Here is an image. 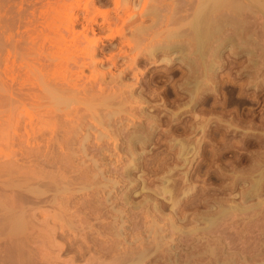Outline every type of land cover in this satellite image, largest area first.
Listing matches in <instances>:
<instances>
[{
	"label": "rangeland",
	"instance_id": "374dc122",
	"mask_svg": "<svg viewBox=\"0 0 264 264\" xmlns=\"http://www.w3.org/2000/svg\"><path fill=\"white\" fill-rule=\"evenodd\" d=\"M46 1L47 0H0V14H1L0 15V22H1L0 25L2 26V28L0 26V36H1L0 37V66H2L1 64H3V59H5L7 55H8V57H10V55L15 56L16 68L20 64L22 65L20 68H24V66H28L29 64H32V62L29 63V60H31V59L28 57L33 58L34 55L33 56L29 55V53L30 54L33 53V52H29V50L31 49L30 48L31 45H29V44L31 43L33 45L35 41L31 42L30 38H28V37H30V31L28 30L29 33H27L25 31L27 29H25L23 27V26H25L23 22L25 19H27L33 15L32 17L34 19L31 17V20H33L32 23H34L35 18L40 16L39 9L44 5L46 6V4H45ZM48 1H51V0H48ZM113 1H115V0H101V1L100 0H59V2L52 0L51 3L53 4V2H54V5H55V2H56V6L58 5L57 7L60 8L59 9L60 11L62 10V7H63L64 8L63 10L66 11V9H67L66 12H68V11L70 12L72 10H73V12L79 11L80 15H81V13L83 11V7H84L83 4L85 2V4L89 5L90 9H92L91 10V11H93L92 15H95L96 19H98V20H96V21H98L97 23L102 21V17L100 15L102 14V12L103 13L106 12V10H107V12L109 11L108 14H110L111 16H112V14L116 15L118 13L119 14L122 13L123 16L125 15V19H124L125 20L124 21L125 26H124V31H123V33H124L123 38L125 40H129V41L132 40V38H129V36L132 37V35L129 34L130 33L129 29L132 28L133 24H134V26H140V24H141L142 26L147 27L145 31L146 32H147V30H149V31L147 33L143 32L142 34L139 35V36L143 35L142 37H144V35H145V37H148L147 42L145 41L146 43H148V41H150L151 38L152 39H159L161 36L158 38L159 35H157V34L163 35L161 32V30L163 31L162 28H164L163 24H162L163 27H160L161 23L163 22L162 19H160V20L158 19L157 21H155V20H152V18L154 19V17L152 15H151L152 16L151 17L149 15V13H148L149 16H147V12L144 11L143 6H142L143 0H130L129 3H128L129 0L128 1L123 0V2L120 3V5L118 3H117V5H115L116 3L114 4ZM155 1L156 0H151V2H150L151 4H149V5L153 4L156 7H158V6L161 7L160 4L163 2L158 3L157 2L158 0H157L156 1L157 5H156L154 3ZM161 1H163V0H161ZM169 1H172V0H168L167 2H169ZM76 2L80 3V5L79 4L77 5ZM134 3H136V4H134ZM118 5H119V8H117ZM56 6H54V7H56ZM68 6L70 8H68ZM147 7H149V6H147ZM102 8H105V9H102ZM108 8H109V10H108ZM115 8H117V9H115ZM130 9H131V11H130ZM31 10H32L33 14L31 12ZM33 10H35V11H33ZM27 11H28V13H27ZM100 11H102V12H100ZM128 11L130 13H128ZM35 12H37L36 14H38V16L35 15L36 17L34 16ZM125 12H127V13H125ZM144 12H145V14H144ZM95 13L96 14L98 13L100 15H98V14L96 15ZM157 13H159L160 17H161V15L165 16V14L168 15L169 9L167 7L162 8V9L158 10ZM23 17H26V18L23 19ZM29 20H30V18L26 20L27 23L31 22V21L29 22ZM128 20L131 23L128 22ZM63 21H66L65 18ZM37 22L35 21V24ZM27 23H25V24L28 25ZM19 24H21V25L23 24V26L19 27L20 26ZM120 24H121V22L120 23L118 22V23H116V25L115 24L114 25L116 26V28H118L120 26ZM117 25H118V27H117ZM115 26H113V28ZM149 26H152V27L148 28ZM25 27H27V26H25ZM32 27H34V26H32ZM32 27H30V30L32 29ZM20 28H23V29H20ZM113 28L112 29L106 28L105 31L103 29L101 32L104 31L103 32L104 34L103 33L101 34V32H100V33L96 34L95 37L91 36L90 38L93 39V38H97V36H100V41H99L100 47H101V45L104 44L107 46V48H109V47L111 48V46L113 45L114 48L116 47L115 50L113 49V52L115 53V52H117V45L119 44V41L123 40V38L120 39L119 38L120 36L116 35V33H115L114 29H116V28H114V29ZM76 30H78V31L81 30V22L75 24V31ZM154 30H155L154 35H156V36H154L153 32H152ZM32 31H31V33H32ZM109 31L111 33H109ZM149 32L150 33L152 32L151 35H149L150 34ZM146 34H148V35H146ZM25 35H27L28 37ZM35 35H36V32H35ZM16 37H19V38H16ZM36 38H38V40ZM36 38L34 40H37L36 42L38 43L39 46H41L42 43L44 42L43 41L41 43V41H42L41 39H43L44 37L42 38L40 36V37H36ZM137 38H139V37H135L136 40H137ZM23 40L24 41L26 40L25 43ZM29 40H30V42H28ZM43 40H45V39H43ZM142 40L144 42V38ZM137 41L139 42L140 40H137ZM131 42L133 44V40ZM145 42H144V44H146ZM38 45L36 44V46H34V47H36V50L33 46H32L31 50L37 51ZM137 45H139V44H137ZM183 45H185V44L182 43V45L178 44L177 46L173 45L174 47H172V48H174V49L171 48V50L168 49L167 51H165V52L163 51L160 53L156 52V56H155L156 59L153 57L155 59L154 62H152L153 59H152V57H150L148 59V61L150 63L147 61L146 62L144 61L141 63L140 62L137 63V65L132 64V67H134L133 70L134 71L136 70L134 72V74L135 75L138 74L136 79L138 78L139 82H138V80L136 81V79H134L135 78L134 76H132V77L127 76L128 78L122 77L120 79L121 81H123V83H126V85L130 84L128 87H129V89H133L132 92L134 94L133 95L134 100H135V98H137L138 100H142L140 103V101L138 102V100L136 99L135 101H137V102H133L134 104H131L132 107H128V109H126V110L124 109V111H122L120 113V115L124 116L126 112L130 111L128 114L126 113V115L130 116V118L132 117V119L134 117V119H136V120L140 116L139 119L141 120V122H143L141 124H140V122L136 123V120L133 121L132 119H128L129 122H128V120H126L128 125H130V126H131L130 120H132L133 123H136L137 125L139 124V126H138L139 129L137 128V126H135L136 124L134 126L132 124L130 130H129L130 127L129 128L125 127L126 130H125V128H123V133L126 132V134H128L130 136L131 132H128V131H133L135 128V132L137 131L136 129H138L137 132L139 135V132H141L140 128L141 127L143 128V125H144V129H143L145 131V132H143L144 134L141 132L140 135L138 136L137 132H136V135H135L139 139V140L135 141V144L137 145V142H138V145H137L138 148L142 146V150L140 148H139L140 150L137 148L136 152L138 151L139 153L140 152H142V153L139 154L137 152V154H134L135 157L133 156L132 158H136L135 160H133L131 158V156L127 157L126 156L127 153L125 154V151L128 148V142L125 141L124 139H122V137L125 134L123 136H121L122 133L121 134L118 133L121 137L119 135H117V137L116 136L113 137L112 133H114L116 131L113 132L112 130H109V131H112V133L109 134V136L110 137L112 136V137L110 138L108 136V140H107L109 147H110L111 143H114V144H111L112 148L116 145L114 147L115 150L113 149L110 151L111 148L108 149L109 150L108 153L111 152L110 153L111 155L109 154V156H108L107 155L108 153L105 154L106 156L104 154L103 155L99 154V155L106 157V158H104L101 156L102 159L103 158L105 159L103 161L101 159H99L98 157H96L97 153H95V152L94 153L90 152L91 155L90 154L86 155L87 157H88V155L94 157L93 159H92V157L91 158L89 157V159L86 160V162L87 161L89 162L91 159V162H89V164H91L95 158H96L95 160H97V158H98L99 161L97 160V162H95V163H97V164L99 163V164L97 166H95V168L97 167L100 170V172H102L101 170L104 169L103 170L104 174H101V175H103L104 179L98 178L99 182H100V180L104 181V182L102 181V183H101L102 185H104L103 191H105V192L102 191L103 193L101 192L102 195L101 194H95L97 192V191H95L96 190L95 187L91 188V187L85 186L84 184L81 185V183H82L81 181H83V183H84L85 179L82 180L80 178L79 183H77L78 180L76 178H74L73 181L75 179L77 181L75 180L76 182L75 181L73 182L71 180L72 177H70L71 175L73 176V174H71L69 172V171H73L72 170L73 168L69 171H65L68 174L67 179L70 178L68 180L69 182L66 181L67 180L66 176L64 177L65 181L62 179L64 182L63 181H62L63 183L60 182L61 180L59 177H57L58 176L57 172L55 174L52 167L49 168L48 165L43 166V164H41V165L39 164L45 158L43 156H42L43 159L40 158V154L42 152L41 153H33V154H35V156L32 155L31 153H28L30 157H28V155L25 153L21 154V152H20L18 154V152H19L18 149H20L25 142L22 138H21L22 142H20L21 140L19 139V137L16 138L17 136H15V133H13L14 132L13 123L15 120L17 121V118H15V116L13 114H15V115L20 114V112H18L17 109H19V108L22 109L23 106L19 107V106H17V103H12L13 105L10 104V106H8L9 105L8 104V99H9L8 91L5 87L0 86L2 88H5V89L0 88V90L2 89L1 90L2 92L0 91V94L2 93L0 95V101L1 100L4 101V103L0 102L1 103L0 104V163L3 162V163H1L2 165L0 164V168H1L0 170L6 169L9 171V172L8 171L6 172L7 174L2 173V172H5L6 170L0 171V172L3 175H5V177H8V176L10 177V179L4 178L0 173V204H1L0 205V213H1L0 214V226H2V229L0 227V231H1L0 232V264H131V263L132 264H223V262H224V264H264V69H263L264 67H262V69H261L259 64H261L262 62L260 61L261 63H259V61H258L257 63H259V64L256 66L257 68L253 67L254 69H252V67L249 66V64H251L250 61H252V59H250V56H248V54H245V53L241 54L240 53L238 55L233 54V56H232L231 52H229V50L224 48L223 49L224 52L222 51L223 56H224V57H222L223 63L222 62H221V64L219 63L220 66H218L220 69L216 68L215 71L213 72V73H215V75L212 74L213 76H210L211 78L204 77V83L206 80H208V81H206V82H208L207 83L208 86H207V84H205L203 86L205 89L202 87V89H199L200 91L197 90L199 93L197 92L198 95L197 94H195V95L198 98H196L194 96L192 99L191 97H189L190 93L188 92V90H191V89L194 90L193 89L194 87L192 85H189V88H188V85L185 83V82H189L188 80H190L192 74L190 73L191 75L188 76L189 75V71H188L189 68L187 65L188 62H186L188 59H186V57H185L187 50H185L186 48H183L184 47ZM19 46H20V48H19ZM141 46H143V47H141V49H143L144 45H141ZM180 46H182L183 50ZM16 47H18V49ZM175 47H178V49L179 48H181V49L178 50L177 48L175 49ZM38 49H39V47H38ZM21 51H23V53H25V52L26 53L29 52V53L23 55V53ZM7 53H9L10 55ZM142 53H144V52H141L140 54H142ZM19 54H21L20 56H22L23 58L20 57ZM26 55H28V56H26ZM100 55H102V56H100ZM100 55H98L96 58L97 59H103L104 63L98 64L97 69L99 71L103 70L106 72L107 71L106 68H108V62L105 61V58H106L105 55L108 56V54H100ZM142 56H144V55L142 54ZM103 57H105V58H103ZM126 57H124V59H120L119 62H121L122 60H124L123 62H125L126 60L131 59L130 56L129 57L126 56ZM27 59H29V60L27 61ZM31 61H33V60H31ZM26 63H28V65ZM34 65H36V63ZM139 66H141V67H139ZM31 67H33V64L31 65ZM37 67H38V65H37ZM242 67H244V68H242ZM245 67H247V68H245ZM18 68H19V66H18ZM34 68H35V66L33 67V69ZM259 68L261 70H258ZM91 69L86 68L85 74L88 75V73L91 71ZM28 70H32V69L28 68ZM253 70H257V72H255ZM34 71H35L34 75L36 77L37 75L35 73L37 71L36 70H34ZM112 71L115 72V70H113V69H112ZM117 71L118 70H116V72ZM21 72H24V71L22 70ZM136 72H138V73L136 74ZM30 73H31V71H30ZM32 73H33V71H32ZM184 73L186 74V76L184 75ZM29 75H31V74H29ZM34 75L32 74L31 77H33ZM39 75H41V73ZM183 77L186 80H184ZM107 78H109V77H107ZM0 79H1V77H0ZM36 79L39 80L38 76ZM37 80H36V82L39 84V81L41 82V80H39V81H37ZM130 80H131V82H130ZM33 81H35V79ZM136 82H138V83H136ZM123 85H124V87L123 86L122 87L125 88L126 87L125 84H123ZM185 86H186V88H188V90H186ZM149 91H150V93H149ZM151 93L154 95V97L151 95ZM140 94H142V95L140 96ZM188 94H189V96H188ZM2 96H4V97H2ZM187 97H188V99H187ZM4 98H6V100ZM153 98H155V99H153ZM190 98L192 100H189ZM147 99L149 101H147ZM144 101H145V103H143ZM150 101H152V102H150ZM14 105H16V107H19V108L15 107L16 113L14 112L15 108H13L14 110L12 109V106L14 107ZM127 105L130 106L129 102L127 103ZM125 106H126V103H125ZM5 108H7V109L5 110ZM25 108H29V106L25 107ZM29 109H31V108H29ZM129 109H131L132 111L134 110L133 112L136 115ZM142 110H143L144 114L139 113L140 111L142 113ZM5 111H6V113H5ZM19 111H22L25 113V111H23V110H19ZM33 111H34V109H33ZM33 111H30V112H33ZM11 112H13V113L11 114ZM9 113L11 115H9ZM138 113L140 115H137ZM6 114L9 115L8 116L9 118L6 117L7 116ZM151 115H153L154 117ZM10 116L12 117L11 119H10ZM18 116L19 115H16V117H18ZM20 116H19V118L21 119ZM24 117H23L24 119L22 118L23 122H21V120L18 118V120L20 121V125L17 124V122L15 121V123L18 125V127L19 126L21 127V126H23V124H25V119H27V118H26V116H24ZM88 119L86 118V121H88ZM6 120L8 121V123ZM90 121L93 122V120H90ZM9 122H10V124H9ZM111 126L112 125L108 126V128ZM114 127H117V126H114ZM114 127H111L109 129H112ZM21 128H23V127H21ZM106 128L103 131H106ZM149 128H151L150 130H152V131L149 132L147 130ZM127 129H128V131H127ZM19 130H21V129H19ZM19 132L20 131H18V133ZM44 133H46V132H44ZM12 134H14V135H12ZM133 134H135V133H133ZM141 134H143V135L141 136ZM9 135H10V137L15 136L16 141L14 140V138H12V137L10 138ZM5 137H6V139H5ZM124 137L127 140L126 136H124ZM140 137L141 138L143 137L142 139H144V140L141 141L142 139ZM146 137L148 139H146ZM106 139L107 138H105L104 140H106ZM123 140H124V142H123ZM11 141H13V142H11ZM42 141H44V139L41 140L40 144H42ZM91 141H93L92 138H91ZM14 142H16L15 143L16 145L14 144ZM104 142H106V141H104ZM143 142H145V143H143ZM120 143H122V144H120ZM126 143H127V145H126ZM20 145H22V146L20 147ZM139 145H141V146H139ZM181 145L186 146V147L184 146L185 148L183 147V150H184V151H182L183 154L181 152V150H182ZM25 146L26 145L24 144V146L22 148H24ZM10 150L14 153V155H12L13 153ZM9 152L11 153V156L12 157L14 156L15 158L10 157ZM2 154H4V155H2ZM7 154H9V157ZM20 154H21V156H20ZM56 154H58V153H55V155ZM5 155H6V157H5ZM31 155L34 157H32ZM55 155H53V156H55ZM17 156L20 158V160ZM25 156H27L28 158ZM86 156H85V159H87ZM35 158L39 159V160L42 159V160L39 162V160H36ZM120 158H122V159H120ZM2 159L3 160L5 159L4 160L5 163H6V161H7V163L9 162L10 165L12 166V168L10 167L9 164H8V166H7V164L5 165V163ZM6 159H8V160H6ZM9 159L10 160L15 159V160L10 161ZM32 159H35L38 162L36 164H34ZM128 159L129 160L132 159L133 161H135L136 164L134 167L128 166V163H130ZM104 161L107 164H104ZM110 161L113 165L110 163ZM127 161H128V163H127ZM133 161L131 164L134 163ZM12 162H14V163L16 162L18 165V168L16 166V163L14 165V164H12ZM76 162H79V160ZM88 162H87V164H88ZM30 163H31V165H29ZM95 163L93 162L94 165H95ZM101 163H103V164H101ZM33 164H34V166L35 165H38V166L34 167V166H32ZM163 164H164V166H163ZM20 165H21V168H20ZM23 165L26 166V167H24V169L27 168L30 170H27V169L22 170ZM94 165L91 167H94ZM103 165H105V166H103ZM15 166L17 169L15 168ZM42 166H43V168H42ZM47 166H48V168H47ZM106 166H107V168H106ZM114 166H116V167H114ZM119 166L120 167L122 166V169H123V166H125V167L128 166V168L129 167L131 168L129 175L127 176V179H124V178L122 179V175L119 174V173H121V171H119L118 175H121L122 180H120V178H119L120 176H117V174H115V173H117L115 170H117V168H119ZM178 166H180V167H178ZM33 167L36 170L35 169L32 170ZM38 167H40V168H38ZM44 167H45V169H44ZM76 167H78V166H76ZM79 167L82 169L81 166H79ZM79 167L77 168L78 170H80ZM13 168H15L16 170L15 169L13 170ZM108 168H109V170H108ZM11 169L14 171L13 172L14 174H16V172H17L16 176L12 172H10V171H12ZM18 169H20V170L18 171ZM74 169H75V167H74ZM105 169L108 171L105 172ZM48 170H51L54 173V176L57 175L55 179L59 178L57 181L58 183H62V185H63L64 183L67 182L69 184L70 187L68 186V188H66L67 190H70V188L72 187L74 189L78 188L79 190H82V191H79L78 189H75L76 191L73 189L74 190L73 191L71 189L73 192L72 193L73 195L71 196V194H69L71 192L66 191L64 189L65 185L67 183L63 186L60 184L59 185L56 184V186L58 188H60L59 186H61L60 189H63L62 191H63L64 195L62 194L61 190L59 191V189L54 187L55 186L54 184L52 187H54V190L56 189L57 192L50 191L53 189L52 187H50L52 189L48 190L49 186H51L52 183L51 184L46 183V180L49 181V179L44 177V176H48V177L52 176L54 178L53 173L51 171H49L50 173H48ZM99 170H97V171H99ZM120 170H121V168H120ZM20 171H25V172H20ZM75 171H76V169L72 173H74ZM97 171H95V173ZM18 172H20V173H18ZM30 172H31V174H36V176H37V174L39 176H41L40 179H39V176H37V178L39 179L40 182H41L42 178L44 177L45 180L44 179L43 180L45 181V184L43 183L44 181L42 183H40L39 181H36V182H38V184L35 183L34 181L33 182L35 184L32 183L31 182L32 180H30L28 182L30 177H29V179H27L28 177L27 178H25V177L27 175L30 176L29 175ZM77 172H79V171H76V173ZM10 173L14 177H12V175ZM51 173H52V175H51ZM67 174H65V175H67ZM69 174H71V175L69 176ZM75 174H74V176H75ZM106 174H107V176H106ZM21 175H24V177ZM61 175H62V172H61L60 176ZM88 175H90V174H88ZM91 175H92V173H91ZM101 175H98V177H100ZM157 175L160 176V178ZM165 175L169 178H166ZM63 176L64 175H62V177ZM15 178L18 181L14 180ZM111 178H114V180L113 179L111 180ZM25 179H27V180H25ZM31 179H33V178H31ZM4 181H6V182H4ZM14 181H16V183L18 185H16V183ZM19 181H22L23 183L20 184ZM70 181H72V182H70ZM86 182H87V179H86ZM131 182H133V183H131ZM256 182H257V184H254ZM73 183H75L77 185H75ZM111 183H113V184H111ZM8 184H9V186H8ZM13 184L15 186H13ZM32 184H34L36 186H34ZM41 184H43L44 186H46L48 184L47 185L48 189L45 190L46 187H44L43 185L41 186ZM168 184H169V186H168ZM175 184H176V186H175ZM20 185L22 187L19 188ZM24 185L25 186L27 185V187H24ZM73 185H75V187ZM79 185H81L80 187L84 186V188L83 189L79 188L78 187ZM105 185H107V186H105ZM159 185L160 186L162 185V186L160 187ZM255 185H256V187H255ZM165 186H166V188L172 187V188L168 189L172 193L167 192L169 194L168 195L165 191H163V193L162 192L161 193L164 194L163 195L164 197H161L162 194L159 192H160V190L162 191L163 190L162 188H165ZM10 187H12V188H10ZM105 187H107V188L105 189ZM9 188H10V190H9ZM25 188H26V190H25ZM249 188H251V189H249ZM102 189H103V187H102ZM155 189H157V190H155ZM23 190H24V192H23ZM93 190L95 192H91ZM19 192H20V194H19ZM66 192H67V194H66ZM154 192H156V193H154ZM183 192H186V193H183ZM248 192H249V195H248ZM27 193H29V194H27ZM53 193H54V195L61 193V195H56V199L58 200V202H56V200L52 198V196L55 198ZM93 193H94L95 198H97V199L92 197ZM125 193H126V196H128L127 197L128 201L125 200L126 202L123 199H121L122 198L121 195H124ZM144 193H147V194H144ZM17 194L19 195V197ZM251 194H252V196H251ZM38 195H39V197L37 198L36 196H38ZM78 195H80V196H78ZM146 195H147V197H146ZM156 195H158V196H156ZM25 196L28 199L30 197V199L27 200V198ZM59 196H60V198H59ZM81 196L83 199H81ZM16 197H18L19 200ZM68 197L70 200H66V199H68ZM100 197H102V198H100ZM151 197H152V199H151ZM170 197H172L173 199L171 200ZM34 198L36 201L34 200ZM89 198L92 200H90ZM103 198L106 199L107 201L104 200ZM115 198H117V199H115ZM143 198H145L146 200ZM148 198H149V200H148ZM52 199L55 200V202H54L55 204L52 203V205H51ZM99 199H100V201H99ZM16 200H18L19 202H16ZM46 200H48L49 202ZM60 200H62V201H60ZM138 200H140V201H138ZM173 200L174 201L177 200V201H175L176 204L173 203L174 202ZM43 201H44V203H43ZM92 201L96 205H98L99 207L94 205ZM120 201H121V203H120ZM149 201H151L152 203ZM1 202H3V203H1ZM4 202H5V204H4ZM36 202H37V204H36ZM101 202L103 203V205ZM185 202H186V204H185ZM62 203H65V204L63 205ZM27 204H28V206H27ZM33 204H34V206H33ZM35 204L39 206V209ZM85 204H87V205L89 204L88 205L89 207ZM135 204H137V206ZM238 204L240 207L238 206ZM5 205L7 206V208ZM60 205H61V207H60ZM8 206L11 207V209ZM22 206H24V207H22ZM172 206H173V210H172ZM12 207L13 208L15 207L16 209L15 208L13 209ZM18 207L19 208L21 207L20 208L21 210L17 209ZM81 207H82V209H81ZM104 207L106 209H104ZM113 207L117 210L113 209ZM181 207H182V209H181ZM236 207L241 208V209H237ZM245 207L246 208L249 207V208L246 210ZM259 207H260V209H259ZM55 208H57V209H55ZM95 208H97V209L99 208L98 209L99 211ZM95 210H96V212H95ZM122 210H123V212H122ZM220 210H222L223 212H221ZM229 210L230 211L234 210V211L229 214V212H230ZM241 210H243L244 212H242ZM93 211H94V213H92ZM147 211H149V212L147 213ZM171 211L173 214L170 213ZM20 212H23V213H20ZM44 212H46V213H44ZM112 212H113V214H112ZM13 213H15V214H13ZM39 213H40V215H39ZM199 213H200V215H199ZM6 214H7V216H6ZM248 214H249V216H248ZM9 215H11V217L16 219L15 222L20 219L19 217H21L20 220L23 222V224L21 225L20 229L15 228L16 224H15L13 218L11 219ZM22 215H24V216H22ZM116 215H117V217H116ZM14 216H18L19 219L14 217ZM158 217H161L162 220H160V218H158ZM22 218H23V220H22ZM37 218H39V219H37ZM4 219L5 220L8 219V220L5 221ZM230 219H231V221H230ZM31 220H33V221H31ZM42 220H44V221H42ZM11 221H13V223ZM24 221H26V222H24ZM7 222H8V224H7ZM43 222H44V224H43ZM114 222H116V223H114ZM10 223H12L11 224L12 227L10 229H8L9 228L8 225H10ZM173 223H174V225H172ZM112 224H114V225H112ZM152 224H153V226L154 225L155 226L151 227ZM219 224H220V226H219ZM251 224H252V226H251ZM5 225H7V226H5ZM35 225H37V226H35ZM43 225H45V226H43ZM62 225L63 226L65 225L64 226L65 228ZM116 225H117V227H116ZM71 226L73 229L71 228ZM156 226H158V227H156ZM171 226H173V228ZM175 226H177V228ZM179 226H180V228H179ZM155 227L160 229V232H158V230ZM203 227H204V229H203ZM46 228H47V230H46ZM107 228H109L108 231H106ZM120 228H121V230H120ZM145 228H147V229H145ZM11 229L13 230L12 231L13 234L9 233V232H11L10 231ZM31 229H32V231L33 230L34 231L32 232ZM178 229H180L179 232H178ZM188 229L191 230L189 233H188V231H189ZM7 230H9V232H7ZM18 230L22 231L21 234ZM40 230H42V231H40ZM44 230H46V231L44 232ZM49 231H51V232H49ZM135 231H137L138 233ZM172 231H174V232H172ZM31 233H33V234H31ZM127 234H129V235H127ZM135 235H137L136 238H135ZM156 235L158 237H156ZM15 236H17V238ZM152 236L154 237L155 241L153 240ZM145 237H147V238L145 239ZM27 240L29 242H27ZM102 243H104V246L102 245ZM136 243L138 244V246ZM150 244H152V245H150ZM12 247H13V249H12ZM142 247H144V248H142ZM31 248H33V249H31ZM109 248H111V249H109ZM102 250H104V251H102ZM129 250H131V252ZM113 251H115L117 255ZM132 253L133 254L135 253V254L133 255ZM140 253H141V255H140ZM22 256H23V258H22ZM91 256H93V257H91ZM128 257H129V259H128ZM89 259H91V260L89 261ZM224 259H225V261H224ZM129 260H130V262H129ZM254 261H256V262H254Z\"/></svg>",
	"mask_w": 264,
	"mask_h": 264
},
{
	"label": "bare ground",
	"instance_id": "6f19581e",
	"mask_svg": "<svg viewBox=\"0 0 264 264\" xmlns=\"http://www.w3.org/2000/svg\"><path fill=\"white\" fill-rule=\"evenodd\" d=\"M52 1V0H51ZM51 1H46L45 4L46 6H40L41 10L39 9V14L40 16H38V14H36L37 12L34 13V16L37 15L38 17L35 18L34 20V23H32L33 20H31V17L29 22L30 23H27V19L24 20V25L27 26H23V24H19L21 26H23L27 33H29L30 31V40L31 42H36L38 40V38L36 37H44L43 39H41V43L42 45L39 46L38 43L34 42V44L32 45L31 43L29 45L30 48L32 49V46H36V44L38 45L37 47V51H34V50H29V52H33V53H29L30 56H33L32 57H28L30 58L31 60L27 59V61L29 60V63L32 62L33 64V67L35 66V68L33 69V67H31L32 64H29L26 63L28 66H24V68L27 70H25L24 68H20L22 65H18L17 68H16V58L15 56L13 57L12 55H10V57H8V55L6 56L5 59H3V64H1L2 66H0V86L2 87H5L8 91V94H9V99H8V106L13 105L12 103H17V106L19 107H22L23 108H19V107H16V105H14V107L12 106V109L13 108H19L17 109L18 112H20V114H16V115H21V119L18 117H16L15 114H13L15 116V118H17V124L20 125V121L18 120V118L21 120V122H23V119L25 118L24 116H26L27 119H25V124H23V128H20L18 127V125L14 124V127H13V130L15 133V136H17L16 138L19 137V139L21 140L20 142H22V139L24 140V144L26 145L24 148H22L24 146L20 145V149H18V154L21 152L22 153H25L29 156L28 153H31L32 155L35 156V154L33 153H41L40 154V158L45 157L42 162H40L41 160L39 159H36V160H39V164H43L44 165H48L49 168L52 167L54 173L58 174L57 177L60 178V182H62L63 180L65 181L64 177L66 176V179L68 178V174L67 172L65 171H69L72 170L74 171L76 169V171H79L76 173V171L74 173H72L73 171H69L71 174H73V176L71 174H69L71 178V180L73 181L74 178H76L78 180L77 183H79V180L80 178L82 180L85 179V182L83 183V181H81V185H85L87 187H91V188H96L95 191H97L95 194H101V192L104 190V185H102V181L100 180L99 182V179H104L103 175L101 174H104L103 173V170H101L102 172H100V170L95 166H97L98 164L95 163L97 162V160L99 161V159H101L102 161L105 160L104 156H102L103 154L105 155L106 153H108V149L113 150L112 148V145L111 144H114V143H111L110 144V147H109V144L107 142L108 140V136L110 133H112V131H116L113 134V137H117V135L121 134V136H126L127 140L125 139V137L123 136L122 139H124L125 141L128 142V148L126 149L125 151V154L127 153V157L128 156H131V158L135 155L134 154H137L136 150L138 148V142H137V145L135 144V141L136 140H139L135 135H136V132L138 131V126L139 124L137 125L136 123L141 122V120L139 118L132 119V117L130 118V116L126 115V113L128 114L129 112H126L124 116L120 115V113L122 111H124V109H128V107H132L131 104H134L133 102H137L135 101L137 98H135L134 100V94L132 92L133 89H129V85L126 83H123V81H121L120 79L122 77H132L134 76L136 79V77L138 76V72H136L137 75L134 74V71L132 67V64H136L137 63H141V62H149L148 59L150 57H152L153 61L156 59L155 56H156V52H165L167 51L168 49L171 50L172 47H174L173 45H183L184 47L183 48H186L185 50H187L185 53V57L186 59H188L186 62L187 65H188V68H189V75L190 76L191 74V78L190 80H188L189 82H185L187 85H188V88H189V85H192L194 88V90H188V88H186V90H188V92L190 93V96L188 94L189 97H191L193 99V97L195 96L196 98H198L195 94L198 95V91L199 89H202V87L207 84L208 80L205 81L204 83V77H208V78H211L210 76H213L212 74L215 75V73H213L215 71L216 68H219L218 66L219 63L221 64V62L223 63V59L222 57L223 56V49L226 48L227 50H229V52H231L232 56L233 54H242V53H245V54H248V56H250V59H252V61H250L251 64H249L250 67H252V69H254L259 63V66L260 68L262 69V67H264V0H172V1H169L167 2L168 0H163V1H157L158 3L160 2H163L161 3V7H156L155 5H149L151 4V0H143V9L145 12H147V16H153L154 19L152 18V20H155L157 21L158 19H162V23H161V26L160 27H163V31L161 30L162 34H157L159 35L158 38L159 39H152L151 37V40L147 42V38L148 37H142V36H139L140 34H142L143 32L147 33L149 30H147V32L145 31L147 27H144L140 24V26H134V24L132 25V28L129 29L130 31V35H132V37L129 36V38H132L133 40V44H132V40H125L123 37H124V26H125V15L123 16V14H112V16L109 13V11L107 12H102V14H98L102 17V21H100L99 23H97L98 19H96L95 15H92L93 14V11H91L92 9H90V6L85 4L84 2V7H83V11L80 15V12L79 11H66L63 10L64 8L62 7V10L60 11L59 7L56 6V2H59V0H55V5H54V2L53 4L51 3ZM54 1V0H53ZM101 1V0H100ZM116 1V2H115ZM113 1L115 5H117V3L120 5L121 2H123V0H115ZM120 1V2H119ZM125 1H128V0H125ZM156 1L154 2L156 4ZM130 2V0L128 1V3ZM77 3V2H76ZM125 3V2H124ZM127 3V2H126ZM153 3V2H152ZM43 4V3H42ZM80 5V3H77V5ZM89 4V3H88ZM123 4V3H122ZM136 4V3H134ZM38 5V4H37ZM119 5L117 8H119ZM138 5V4H137ZM157 5V4H156ZM56 6V7H54ZM70 6V5H69ZM68 6V8H70ZM89 6V7H88ZM133 6V5H132ZM149 6V7H147ZM39 7V6H38ZM79 7V6H78ZM136 7V6H135ZM168 8L169 9V13L168 15L165 14V16L161 15V17L159 16V13L158 10L162 9V8ZM43 8V9H42ZM57 8V9H56ZM115 8V9H117ZM36 9V8H35ZM38 9V8H37ZM45 9V10H44ZM102 9H105V8H102ZM114 9V10H115ZM135 9V8H134ZM133 9V10H134ZM147 9V10H146ZM98 10V9H97ZM109 10V8H108ZM166 10V9H165ZM164 10V11H165ZM35 11V10H33ZM95 11V10H94ZM131 11V9H130ZM32 12V10H31ZM41 12V13H40ZM97 12V11H96ZM144 12V14H145ZM168 12V11H167ZM2 13V12H1ZM19 13V12H18ZM21 13V12H20ZM28 13V11H27ZM127 13V12H125ZM128 13H130L128 11ZM149 13V15H148ZM24 14V13H23ZM33 14V12H32ZM96 14V13H95ZM96 14V15H97ZM143 14V13H142ZM157 14V15H156ZM1 15V14H0ZM25 15V14H24ZM128 16V15H127ZM151 16V17H152ZM19 17V16H18ZM21 17V16H20ZM11 18V17H10ZM26 18V17H23V19ZM33 18V17H32ZM39 18V19H38ZM65 18L66 21H63ZM2 19V18H1ZM20 19V18H19ZM34 19V18H33ZM38 19V20H37ZM13 20V19H12ZM19 21V20H18ZM17 21V22H18ZM26 21V22H25ZM35 21L37 22L35 24ZM120 24V26L116 28V23L118 22ZM3 22V21H2ZM22 22V21H21ZM20 22V23H21ZM81 22V30H76L75 31V24L77 23H80ZM128 22H130L128 20ZM1 23V22H0ZM25 23H27L28 25H26ZM131 23V22H130ZM155 23V22H154ZM8 24V23H7ZM31 24V25H30ZM33 24V25H32ZM36 26H35V25ZM115 24V25H114ZM153 24V23H152ZM157 24V23H156ZM163 24V26H162ZM18 25V24H17ZM16 25V26H17ZM115 26L114 29L113 26ZM131 25V24H130ZM154 25V24H153ZM152 25V26H153ZM160 25V24H159ZM1 26V25H0ZM34 26V27H32ZM148 26V25H147ZM152 26H149L148 28L152 27ZM155 26V25H154ZM18 27V26H17ZM16 27V28H17ZM30 27H32V29L30 30ZM159 27V26H158ZM2 28V26H1ZM106 28H113L115 30V33L116 35L120 36L119 38L123 40H120L119 41V46L117 45V52H113V49L115 50V48L113 47V45L111 46V48H107L106 45H101L100 47V36H97V38H90L91 36H94L98 33H100L103 29L105 31ZM20 29H23V28H20ZM110 29V30H111ZM128 29V28H127ZM2 30V29H1ZM6 30V29H5ZM8 30V29H7ZM29 30V31H28ZM33 30V31H32ZM15 31V30H14ZM32 31V33H31ZM103 31V32H104ZM113 31V30H112ZM24 32V31H23ZM22 32V33H23ZM25 32V33H26ZM34 32V33H33ZM35 32H36V35H35ZM101 32V34L103 33ZM153 32V35H154V31ZM151 32V33H152ZM157 32V31H156ZM19 33V32H18ZM109 33H111L109 31ZM144 33V34H145ZM150 33V32H149ZM151 33L149 35H151ZM34 36H33V35ZM104 34V33H103ZM114 34V33H113ZM29 35V34H28ZM148 35V34H146ZM33 36V37H32ZM134 36V37H133ZM156 36V35H154ZM1 37V36H0ZM32 37V38H31ZM37 40H34L35 38ZM102 37V36H101ZM105 37V36H104ZM127 37V36H126ZM135 37H141L142 39L144 38V42L146 44H144L143 40L140 38H137V40H140L139 42L135 39ZM5 38V37H4ZM9 38V37H8ZM16 38H19V37H16ZM23 38V37H22ZM134 38V39H133ZM149 38V39H150ZM7 39V38H6ZM40 39V38H39ZM30 40L28 42H30ZM102 40V39H101ZM7 41V40H6ZM19 41V40H18ZM24 41V40H23ZM26 41V40H25ZM24 41V43H25ZM17 42V41H16ZM102 42V41H101ZM141 42V43H140ZM18 43V42H17ZM23 44V43H22ZM139 44V45H137ZM144 45V48L141 49V45ZM21 45V44H20ZM27 45V44H26ZM28 45V46H29ZM139 46V47H138ZM179 47V46H178ZM178 47H175V49ZM182 48V46H180ZM18 49V47H16ZM20 48V46H19ZM35 50H36V47H34ZM33 48V49H34ZM181 48H179L178 50H180ZM182 48V50H183ZM174 49V48H172ZM28 50V49H27ZM181 50V51H182ZM18 51V50H17ZM223 51V52H222ZM23 53V51H21ZM141 52H144L142 53L144 56H142V54H140ZM180 52V51H179ZM19 53V52H18ZM28 53H23L24 54H28ZM13 54V53H12ZM100 54H108V56L105 55V61L108 62V68L107 71H99L97 69V65L100 64V63H104V60L103 59H97L96 57ZM178 54V53H177ZM21 54H19L20 56ZM141 55V56H140ZM164 55V54H163ZM184 55V54H183ZM28 56V55H26ZM102 56V55H100ZM104 56V55H103ZM126 56H130V60H126L125 62H123L124 60H122L121 62L120 59H124V57ZM231 56V55H230ZM247 56V55H246ZM22 57V56H20ZM155 59H154V58ZM23 58V57H22ZM127 58V57H126ZM162 58V57H161ZM151 59V60H152ZM158 59V58H157ZM163 59V58H162ZM170 59V58H169ZM168 59V60H169ZM260 59V60H259ZM5 60V61H4ZM103 60V61H102ZM165 60V59H164ZM222 60V61H221ZM228 60V59H227ZM234 60V59H233ZM241 60V59H240ZM26 61V62H27ZM235 61V60H234ZM259 61V63H257ZM261 61V62H260ZM36 65H34L35 63ZM170 62V61H169ZM182 62V61H181ZM233 62V61H232ZM243 62V61H242ZM241 62V63H242ZM150 63V62H149ZM249 63V62H248ZM25 64V65H26ZM234 64V63H233ZM38 65V67H37ZM151 65V64H150ZM236 65V64H235ZM225 66V65H224ZM239 66V65H238ZM237 66V67H238ZM37 67V68H36ZM141 67V66H139ZM231 67V66H230ZM254 67V68H253ZM28 68L32 69V70H28ZM86 68H92L91 71L88 73V75L85 74V69ZM172 68V67H171ZM184 68V67H183ZM187 68V69H188ZM244 68V67H242ZM247 68V67H245ZM257 68V67H256ZM258 69V70H261V69ZM100 69V68H99ZM109 69V70H108ZM115 70H118L116 73L114 71ZM137 69V68H136ZM141 69V68H140ZM220 69V68H219ZM264 69V68H263ZM24 71V72H21V71ZM34 70H36L37 72L35 73L39 80H41V82L39 80H37V76L35 77L34 75ZM247 70V69H246ZM31 71V73H30ZM33 71V73H32ZM41 75H39L40 73ZM255 72H257V70H253ZM177 72V71H176ZM254 72V73H255ZM259 72V71H258ZM191 73V74H190ZM31 74V75H29ZM32 74L34 75L33 77ZM251 74V73H250ZM257 74V73H256ZM109 75V76H108ZM184 75L186 76V74L184 73ZM209 75V76H208ZM255 75V74H254ZM41 78H40V77ZM184 76V77H185ZM260 76V75H259ZM109 77V78H107ZM183 77V79H184ZM262 77V76H261ZM32 78V79H31ZM128 78V77H127ZM140 78V77H139ZM151 78V77H150ZM35 79V81H33ZM108 79V80H107ZM133 79V80H134ZM39 81V84L36 82ZM138 80V78L136 79V81ZM186 80V79H184ZM250 80V79H249ZM255 80V79H254ZM131 82V80H130ZM129 82V83H130ZM139 82V80H138ZM136 82V83H138ZM182 82V81H181ZM250 82V81H249ZM256 82V81H255ZM218 83V82H217ZM125 84V88L124 85ZM185 84V85H186ZM105 85V86H104ZM110 85V86H109ZM132 85V84H131ZM155 85V84H154ZM109 86V87H108ZM123 86V87H122ZM150 86V85H149ZM208 86V84H207ZM206 86V87H207ZM0 87V88H2ZM134 87V86H133ZM136 87V86H135ZM143 87V86H142ZM145 87V86H144ZM191 87V86H190ZM5 88H2V89H5ZM204 88V87H203ZM1 89V90H2ZM135 89V88H134ZM205 89V88H204ZM0 90V91H1ZM5 91V90H4ZM158 91V90H157ZM171 91V90H170ZM200 91V90H199ZM2 92V91H1ZM144 92V91H143ZM152 92V91H151ZM198 92V93H197ZM137 93V92H136ZM148 93V92H147ZM150 93V91H149ZM203 93V92H202ZM2 94V93H1ZM0 94V95H1ZM4 94V93H3ZM7 94V95H8ZM142 94H140L141 96ZM146 95V94H145ZM151 95L154 97V95L151 93ZM150 95V96H151ZM178 95V94H177ZM151 96V97H152ZM4 97V96H2ZM139 97V96H138ZM143 97V96H142ZM145 97V96H144ZM150 97V98H151ZM185 97V96H184ZM7 98V97H6ZM6 98H4L6 100ZM147 98V97H146ZM189 99V100H192V99ZM2 99V98H1ZM134 101H133V100ZM145 99V98H144ZM155 99V98H153ZM188 99V97H187ZM132 100V101H131ZM138 100V99H137ZM183 100V99H182ZM142 100H138V102ZM147 101H149L147 99ZM0 102H3V100H1ZM129 102L130 106L127 105V103ZM131 102V103H130ZM152 102V101H150ZM6 103V102H5ZM125 103H126V106H125ZM145 103V101L143 102ZM154 103V102H153ZM187 103V102H186ZM1 104V103H0ZM19 104V105H18ZM144 105V104H143ZM29 108H33L29 109V108H25V107H28ZM140 107V106H139ZM144 107V106H143ZM8 108V107H7ZM5 108V110L7 109ZM16 108H15V113H16ZM134 108V107H133ZM153 108V107H152ZM11 109V108H10ZM28 111H27V110ZM14 110V109H13ZM19 110H23L25 111L22 112V111H19ZM33 111V112H30V111ZM131 110V109H129ZM151 110V109H150ZM11 111V110H10ZM132 111V110H131ZM134 111V110H133ZM132 111V112H133ZM146 112V111H145ZM6 113V111H5ZM13 112H11L12 114ZM23 113V114H22ZM134 113V112H133ZM140 114H144L143 113V110H142V113L141 111L139 112ZM137 114V115H140V114ZM9 113V115H11ZM79 114V115H78ZM135 114V113H134ZM149 114V113H148ZM7 115V114H6ZM9 115H7L6 117H8ZM136 115V114H135ZM24 118H23V117ZM145 116V115H144ZM147 116V115H146ZM150 116V115H149ZM153 116V115H151ZM127 117V118H126ZM138 117V116H137ZM154 117V116H153ZM9 118V117H8ZM12 117L10 116V119ZM14 118V117H13ZM23 118V119H22ZM86 118L88 119V121H86ZM152 118V117H151ZM7 119V118H6ZM128 119H132L133 121L136 120V123H133L132 120L131 121V126L133 124V126H137L138 129H136L137 131L135 132V128L133 131H127L128 132H131L130 136L128 134H126V132L123 133V128H129V130L131 129V126L128 125L127 121ZM159 119V118H158ZM9 120V119H8ZM90 120H93L90 121ZM151 120V119H150ZM7 121V120H6ZM19 121V122H18ZM92 122V123H91ZM129 122V120H128ZM154 122V121H153ZM5 123V122H4ZM8 123V121H7ZM6 123V124H7ZM124 123V124H123ZM126 123V124H125ZM10 124V122H9ZM22 124V123H21ZM151 124V123H150ZM104 125V126H103ZM112 125L111 127H114V126H117V127H114L112 129H109L111 127L108 128V126ZM127 125V126H126ZM205 125V124H204ZM6 126V125H5ZM142 126V125H141ZM140 126V127H141ZM10 127V126H9ZM107 127V128H106ZM6 128V127H5ZM11 128V127H10ZM106 128V131H103L105 130ZM125 128V130H126ZM142 128V127H141ZM141 132H145L143 129H144V125H143V128L141 129ZM21 129V130H19ZM23 129V130H22ZM108 129V130H107ZM114 129V130H113ZM151 128L147 129L149 132L152 131L150 130ZM12 130V131H13ZM109 130H112V131H109ZM124 130V131H125ZM139 130V131H140ZM143 130V131H142ZM9 131V130H8ZM18 131H20L18 133ZM202 131V130H201ZM46 132V133H44ZM127 132V133H128ZM139 132V135L140 133ZM119 133V134H118ZM135 133V134H133ZM7 134V133H6ZM115 134V135H114ZM144 134V133H143ZM141 134V136L143 135ZM14 135V134H12ZM137 135H138V132H137ZM138 135V136H139ZM148 135V134H147ZM15 136H11L12 138H14L15 140ZM120 136V135H119ZM118 136V137H119ZM120 136V137H121ZM10 137V135H9ZM8 137V138H9ZM10 137V138H11ZM110 137V136H109ZM112 137V136H111ZM110 137V138H111ZM22 138V139H21ZM91 138L93 141H91ZM105 138H107L106 140H104ZM141 138V137H140ZM143 138V137H142ZM141 138V139H142ZM6 139V137H5ZM44 139V141H42V144H40L41 140ZM117 139V138H116ZM115 139V140H116ZM140 139V140H141ZM146 139H148L146 137ZM110 140V139H109ZM113 140V139H112ZM120 140V139H119ZM123 140V142H124ZM144 139H142L141 141H143ZM10 141V140H9ZM16 141V140H15ZM106 141V142H104ZM151 141V140H150ZM13 142V141H11ZM44 142V143H43ZM16 142H14L15 144ZM19 143V142H18ZM145 143V142H143ZM11 144V143H10ZM20 144V143H19ZM40 144V145H39ZM117 144V143H116ZM119 144V143H118ZM122 144V143H120ZM125 144V143H124ZM181 144V143H180ZM179 144V145H180ZM16 145V144H15ZM127 145V143H126ZM143 145V144H142ZM11 146V145H10ZM9 146V147H10ZM13 146V145H12ZM118 146V145H117ZM141 146V145H139ZM182 147V151L183 150V147L185 145H181ZM188 146V145H187ZM6 147V146H5ZM16 147V146H15ZM186 147V146H185ZM184 147V148H185ZM14 148V147H13ZM119 148V147H118ZM126 148V147H125ZM141 150H142V146L139 147ZM138 148V149H139ZM139 149V150H140ZM115 150V149H114ZM11 151V150H10ZM15 151V150H14ZM105 151V152H104ZM179 151V150H178ZM12 152V151H11ZM89 152V153H88ZM90 152H95L97 153L95 156L98 157L97 160L94 159V163L95 165L93 164V162L91 164H89V162H91V159L90 161L86 162V160L89 159V157L91 158L92 156H89L88 157L86 156L87 154H90ZM121 152V151H120ZM144 152V151H143ZM2 153V152H1ZM10 153V152H9ZM13 153V152H12ZM55 153H58L55 155ZM111 153V152H110ZM108 153L107 155L109 156ZM139 153V152H138ZM142 153V152H140ZM139 153V154H140ZM5 154V153H4ZM2 154V155H4ZM16 154V153H15ZM17 154V155H18ZM20 154V156H21ZM99 154H102V155H99ZM181 154V153H180ZM183 154V152H182ZM8 157H9V154H7ZM14 155V153L12 154ZM31 155V156H32ZM51 155V156H50ZM55 155V156H53ZM91 155V154H90ZM94 155V154H93ZM101 157H104L102 159V157L100 158L99 156ZM111 155V154H110ZM116 155V154H115ZM142 155V154H141ZM19 156V155H18ZM17 156V157H18ZM23 156V155H22ZM32 156V157H34ZM85 156L87 159H85ZM106 156V155H105ZM182 156V155H181ZM6 157V155H5ZM7 157V158H8ZM10 157L11 156V153H10ZM14 157V156H13ZM12 157V158H13ZM27 157V156H25ZM27 157V158H28ZM37 157V156H36ZM120 157V156H119ZM4 158V157H3ZM15 158V157H14ZM19 158V157H18ZM22 158V157H21ZM26 158V159H27ZM94 157H92L93 159ZM11 159V158H10ZM9 159V160H10ZM35 159H32L34 164H36L38 161H36ZM122 159V158H120ZM133 160H135L136 158H132ZM132 159H128L130 163H128V166L130 167H134L135 166V161H133ZM141 159V158H140ZM3 160V159H2ZM5 160V159H4ZM3 160V161H4ZM8 160V159H6ZM15 160V159H14ZM14 160H10V161H14ZM18 160V159H17ZM20 160V158H19ZM28 160V159H27ZM31 160V159H30ZM36 162H35V161ZM79 162H76L78 161ZM113 160V159H112ZM117 160V159H116ZM134 162L133 164L132 161ZM176 160V159H175ZM186 160V159H185ZM22 161V160H21ZM29 161V160H28ZM108 161V160H107ZM114 161V160H113ZM27 162V161H26ZM30 162V161H29ZM32 162V161H31ZM32 162V163H33ZM145 162V161H144ZM3 163V162H1ZM0 163V164H1ZM5 163V161H4ZM16 163V162H15ZM14 162H12V164L15 165ZM20 163V162H19ZM81 165H80V164ZM109 163V162H108ZM111 163V161H110ZM124 163V162H123ZM141 163V162H140ZM169 163V162H168ZM8 164L10 165V163L6 161L5 165ZM34 164L32 166H34ZM79 164V165H78ZM103 164V163H101ZM104 164H107L105 161H104ZM112 164V163H111ZM2 165V164H1ZM13 165V166H14ZM28 165V164H27ZM31 165V163L29 164ZM94 167H91L93 166ZM113 165V164H112ZM115 165V164H114ZM176 165V164H175ZM4 166V165H3ZM2 166V167H3ZM16 166L18 168V165L16 163ZM15 166V168H16ZM35 166H38V165H35ZM34 166V167H35ZM42 166V168H43ZM47 166V168H48ZM76 166H81L82 169L79 167L80 170H78ZM105 166V165H103ZM102 166V167H103ZM108 166V165H107ZM106 166V168H107ZM110 166V165H109ZM128 166H123V169H122V166L119 168H117V170H115L117 173V176H120V180H122L123 178L124 179H127V176L129 175V172H130V167L128 168ZM156 166V165H155ZM164 166V164H163ZM10 167L12 168V166L10 165ZM24 166L23 165V169L22 170H26L24 169ZM32 168L35 169V168ZM46 167V166H45ZM44 167V169H45ZM54 167V168H53ZM75 167V169H74ZM113 167V166H112ZM116 167V166H114ZM153 167V166H152ZM157 167V166H156ZM180 167V166H178ZM4 168V167H3ZM13 168V170L15 169ZM16 168V169H17ZM20 168H21V165H20ZM30 168V167H29ZM40 168V167H38ZM121 168V170H120ZM158 168V167H157ZM1 169V168H0ZM15 169V170H16ZM99 171H97V170ZM112 169V168H111ZM115 169V168H114ZM113 169V170H114ZM160 169V168H159ZM3 170H6V169H3ZM3 170H0V171H3ZM10 170V169H9ZM12 170V169H11ZM10 171V172H14V171ZM20 169H18L19 171ZM27 170H30V169H27ZM36 170V169H35ZM40 170V169H39ZM97 171L95 173V171ZM109 170V168H108ZM105 169V172L108 171ZM164 170V169H163ZM172 170V169H171ZM258 170V169H257ZM8 170H6L5 172H2L3 174H5ZM49 171L51 170H48V173H50ZM90 171V172H89ZM119 171H121V173H119ZM146 171V170H145ZM154 171V170H153ZM152 171V172H153ZM162 171V170H161ZM9 172V171H8ZM20 172H25V171H20ZM18 172V173H20ZM34 172V171H33ZM32 172V173H33ZM52 172V171H51ZM62 172V175H64L62 177V175L60 176ZM64 172V173H63ZM89 172V173H88ZM163 172V171H162ZM168 172V171H167ZM1 173V172H0ZM1 173V175L4 177V178H9L10 177H5V175H3ZM37 173V172H36ZM41 173V172H40ZM43 173V172H42ZM47 173V172H46ZM53 173V172H52ZM51 173V175H52ZM54 173H53V176H54ZM77 175H76V174ZM92 173V175H91ZM121 174L122 175V179H121V175H118ZM161 173V172H160ZM7 174V173H6ZM11 174V173H10ZM14 174V173H13ZM67 174V175H65ZM75 174V176H74ZM90 174V175H88ZM113 174V173H112ZM152 174V173H151ZM158 174V173H157ZM12 175V174H11ZM15 176L17 175V172L16 174H14ZM19 175V174H18ZM30 176H26L25 178L30 179L28 180V182L30 180H32L31 182L32 183H37L36 181H39V179L41 178V176H39L37 174V176H39V179L37 178L36 174H29ZM32 175V176H31ZM34 175V176H33ZM41 175V174H40ZM50 175V174H49ZM98 175H101L100 177H98ZM156 175V174H155ZM159 175V174H158ZM157 175V176H158ZM7 176V175H6ZM24 177V175H21ZM43 176V175H42ZM56 176H54V178L52 176L48 177V176H44L46 178L49 179L46 180V183H49L51 184V186H49V189L47 188L48 184L46 186H44L43 184H41V186L43 185L46 189L50 190V191H56V189L54 190V187H56L57 189H59V191L63 190V189H60L61 186H59L60 188H58L56 186V184H60L62 185V183H58V179H55ZM105 176V175H104ZM107 176V174H106ZM105 176V177H106ZM163 176V175H162ZM12 177H14L12 175ZM22 177V178H23ZM37 179H35V178ZM42 178L41 182L42 183L45 178ZM130 177V176H129ZM139 177V176H138ZM141 177V176H140ZM160 178V176H158ZM166 178H169L165 175ZM173 177V176H172ZM18 178V177H17ZM21 178V177H20ZM33 178V179H31ZM79 178V179H78ZM99 178V179H98ZM109 178V177H108ZM131 178V177H130ZM25 179V180H27ZM44 179V180H43ZM51 179V180H50ZM63 179V180H62ZM70 179V178H69ZM67 179L66 181L69 182ZM75 179V180H76ZM86 179H87V182H86ZM106 179V178H105ZM114 180V178H111V180ZM118 179V178H117ZM142 179V178H141ZM165 179V178H164ZM174 179V178H173ZM181 179V178H180ZM8 180V179H7ZM13 180V179H12ZM14 180H17L16 178ZM22 180V179H21ZM74 180V181H75ZM76 180V181H77ZM90 180V181H89ZM129 180V179H128ZM132 180V179H131ZM153 180V179H152ZM157 180V179H156ZM163 180V179H162ZM256 180V179H255ZM9 181V180H8ZM18 181V180H17ZM23 181V180H22ZM22 181H19V183H23ZM34 181V182H33ZM48 181V182H47ZM70 181V182H72ZM73 181V182H74ZM75 181V182H76ZM118 181V180H117ZM137 181V180H136ZM142 181V180H141ZM166 181V180H165ZM6 182V181H4ZM16 183V181H14ZM55 182V183H54ZM66 182V183H67ZM104 182V181H103ZM106 182V181H105ZM115 182V181H114ZM124 182V181H123ZM122 182V183H123ZM126 182V181H125ZM144 182V181H143ZM10 183V182H9ZM34 183V184H35ZM45 184V181L43 182ZM66 183H64L63 185H65ZM86 183V184H85ZM133 183V182H131ZM169 183V182H168ZM30 184V183H29ZM32 184V185H34ZM53 184L55 185L54 187ZM72 184V183H71ZM75 184V183H73ZM113 184V183H111ZM115 184V183H114ZM166 184V183H165ZM254 184H257L254 183ZM16 185H18L16 183ZM62 185V186H63ZM77 185V184H75ZM75 185H73L75 187ZM81 185H79L78 187L83 189L84 186L80 187ZM102 185V186H101ZM108 185V184H107ZM105 185V186H107ZM151 185V184H150ZM253 185V184H252ZM9 186V184H8ZM13 186H15L13 184ZM36 186V185H34ZM40 186V187H41ZM67 186V187H66ZM69 184L67 183L65 185V190L66 191H69L71 193V196L73 195L72 193V190L74 188H70V190H67L66 188H68ZM160 186V185H159ZM162 186V185H161ZM160 186V187H161ZM169 186V184H168ZM176 186V184H175ZM22 187L21 185L19 186V188ZM24 187H27V185ZM39 187V188H40ZM52 187V188H50ZM70 187V186H69ZM103 187V189H102ZM156 187V186H155ZM154 187V188H155ZM253 187V186H252ZM256 187V185H255ZM258 187V186H257ZM261 187V186H260ZM12 188V187H10ZM9 188V190H10ZM15 188V187H14ZM13 188V189H14ZM18 188V187H17ZM34 188V187H33ZM86 188V187H85ZM107 187H105L106 189ZM114 188V187H113ZM143 188V187H142ZM145 188V187H144ZM172 188V187H170ZM170 188H162L163 190L159 193H163V191H165L166 193L170 192L172 193L170 190ZM180 188V187H179ZM6 189V188H5ZM16 189V188H15ZM22 189V188H21ZM32 189V188H31ZM75 189H78V188H75ZM74 189V190H75ZM110 189V188H109ZM118 189V188H117ZM150 189V188H149ZM159 189V188H158ZM251 189V188H249ZM26 190V188H25ZM39 190V189H38ZM47 190V191H48ZM64 190V191H65ZM73 190V191H74ZM79 190V189H78ZM113 190V189H112ZM154 190V189H153ZM157 190V189H155ZM167 190V191H166ZM184 190V189H183ZM257 190V189H256ZM259 190V189H258ZM19 191V190H18ZM21 191V190H20ZM32 191V190H31ZM35 191V190H34ZM76 191V190H75ZM79 191H82V190H79ZM94 190L91 191V192H95ZM130 191V190H129ZM173 191V190H172ZM243 191V190H242ZM8 192V191H7ZM12 192V191H11ZM14 192V191H13ZM24 192V190H23ZM33 192V191H32ZM40 192V191H39ZM44 192V191H43ZM87 192V191H86ZM90 192V193H91ZM105 192V191H103ZM102 192V193H103ZM127 192V191H126ZM164 192V193H165ZM253 192V191H252ZM255 192V191H254ZM3 193V192H2ZM16 193V192H15ZM34 193V192H33ZM45 193V192H44ZM50 193V192H49ZM76 193V192H75ZM109 193V192H108ZM156 193V192H154ZM161 193V194H162ZM165 193V194H166ZM167 193V194H168ZM182 193V192H181ZM183 193H186V192H183ZM20 194V192H19ZM22 194V193H21ZM29 194V193H27ZM51 194V193H50ZM56 194V193H55ZM62 194H63V191H62ZM67 194V192H66ZM80 194V193H79ZM122 194V193H121ZM144 194H147V193H144ZM2 195V194H1ZM4 195V194H3ZM12 195V194H11ZM18 195V194H17ZM31 195V194H30ZM45 195V194H44ZM52 195V194H51ZM54 195V193H53ZM56 195H61V193L59 194H56ZM56 195L55 198L52 196L53 199L56 200V202H58V200L56 199ZM64 195V194H63ZM102 195V194H101ZM152 195V194H151ZM159 195V194H158ZM156 195V196H158ZM164 194H162L161 197H164L163 196ZM169 195V194H168ZM183 195V194H182ZM245 195V194H244ZM243 195V196H244ZM248 195H249V192H248ZM7 196V195H6ZM16 196V195H15ZM67 196V195H66ZM80 196V195H78ZM130 196V195H129ZM252 196V194H251ZM5 197V196H4ZM3 197V198H4ZM14 197V196H13ZM19 197V195H18ZM18 197H16L18 199ZM26 197V196H25ZM32 197V196H31ZM37 198L39 197L36 196ZM62 197V196H61ZM64 197V196H63ZM92 197L95 198L94 196V193L92 195ZM97 197V196H96ZM121 199H123L124 201H128L127 197L126 196V193L124 195H121ZM147 197V195H146ZM182 197V196H181ZM246 197V196H245ZM6 198V197H5ZM15 198V199H16ZM27 198V197H26ZM51 198V197H50ZM60 198V196H59ZM67 198V197H66ZM65 198V199H66ZM74 198V197H73ZM78 198V197H77ZM76 198V199H77ZM102 198V197H100ZM106 198V197H105ZM150 198V197H149ZM148 198V200H149ZM154 198V197H153ZM159 198V197H158ZM169 198V197H168ZM244 198V197H243ZM242 198V199H243ZM12 199V198H11ZM30 199V197H29ZM27 198V200H29ZM51 200V205L52 203L55 204V200ZM63 199V198H62ZM75 199V198H74ZM80 199V198H79ZM81 199L82 196H81ZM90 199V198H89ZM88 199V200H89ZM97 199V198H95ZM94 199V200H95ZM104 199V198H103ZM117 199V198H115ZM119 199V198H118ZM135 199V198H134ZM145 199V198H143ZM152 199V197H151ZM170 199L172 200L173 198L170 197ZM178 199V198H177ZM247 199V198H246ZM4 200V199H3ZM2 200V201H3ZM19 200V199H18ZM18 200H16V202H19ZM35 200V198H34ZM49 200V199H48ZM46 200V201H48ZM66 200H70L69 197L68 199ZM65 200V201H66ZM92 200V199H90ZM89 200V201H90ZM93 200V201H94ZM106 200V199H104ZM146 200V199H145ZM233 200V199H232ZM6 201V200H5ZM8 201V200H7ZM36 201V200H35ZM50 201V200H49ZM48 201V202H49ZM53 201V202H52ZM62 201V200H60ZM59 201V202H60ZM73 201V200H72ZM85 201V200H84ZM88 201V202H89ZM92 201V202H93ZM100 201V199H99ZM107 201V200H106ZM110 201V200H109ZM115 201V200H114ZM125 201V202H126ZM140 201V200H138ZM174 201V200H173ZM177 201V200H175ZM173 202L176 204V202ZM194 201V200H193ZM244 201V200H243ZM31 202V201H30ZM68 202V201H67ZM91 202V201H90ZM97 202V201H96ZM105 202V201H104ZM124 202V203H125ZM142 202V201H141ZM148 202V201H147ZM151 202V201H149ZM162 202V201H161ZM171 202V201H170ZM3 203V202H1ZM44 203V201H43ZM84 203V202H83ZM82 203V204H83ZM102 203V202H101ZM108 203V202H107ZM111 203V202H110ZM121 203V201H120ZM132 203V202H131ZM152 203V202H151ZM178 203V202H177ZM242 203V202H241ZM259 203V202H258ZM262 203V202H261ZM5 204V202H4ZM25 204V203H24ZM37 204V202H36ZM35 204V205H36ZM63 205L65 203H62ZM75 204V203H74ZM94 205H96L94 202H93ZM105 204V203H104ZM117 204V203H116ZM186 204V202H185ZM210 204V203H209ZM253 204V203H252ZM1 205V204H0ZM3 205V204H2ZM42 205V204H41ZM45 205V204H44ZM87 205V204H85ZM89 205V204H88ZM87 205V206H88ZM100 205V204H99ZM103 205V203H102ZM134 205V204H133ZM137 206V204H135ZM142 205V204H141ZM146 205V204H145ZM229 205V204H228ZM236 205V204H235ZM255 205V204H254ZM257 205V204H256ZM6 206V205H5ZM25 206V205H24ZM22 206V207H24ZM28 206V204H27ZM34 206V204H33ZM39 209V206L36 205ZM77 206V205H76ZM82 206V205H81ZM91 206V205H90ZM98 206V205H96ZM101 206V205H100ZM129 206V205H128ZM155 206V205H154ZM182 206V205H181ZM237 206V205H236ZM239 206V204H238ZM262 206V205H261ZM3 207V206H2ZM9 207V206H8ZM61 207V205H60ZM70 207V206H69ZM79 207V206H78ZM84 207V206H83ZM86 207V206H85ZM89 207V206H88ZM99 207V206H98ZM133 207V206H132ZM135 207V206H134ZM179 207V206H178ZM240 207V206H239ZM242 207V206H241ZM7 208V206H6ZM11 209V207H9ZM13 208V207H12ZM15 208V207H14ZM13 208V209H14ZM21 208V207H20ZM19 207L17 209L21 210ZM51 208V207H50ZM63 208V207H62ZM65 208V207H64ZM87 208V207H86ZM110 208V207H109ZM108 208V209H109ZM156 208V207H155ZM234 208V207H233ZM237 209H241V208H238L236 207ZM244 208V207H243ZM249 207H245V209L247 210ZM16 209V208H15ZM29 209V208H28ZM31 209V208H30ZM54 209V208H53ZM57 209V208H55ZM61 209V208H60ZM82 209V207H81ZM90 209V208H89ZM93 209V208H92ZM97 209V208H95ZM99 209V208H98ZM97 209V210H98ZM104 209H106L104 207ZM113 209H115L113 207ZM120 209V208H119ZM123 209V208H122ZM160 209V208H159ZM158 209V210H159ZM176 209V208H175ZM182 209V207H181ZM229 209V208H228ZM251 209V208H250ZM260 209V207H259ZM8 210V209H7ZM18 210V211H19ZM69 210V209H68ZM103 210V209H102ZM101 210V211H102ZM117 210V209H115ZM130 210V209H129ZM136 210V209H135ZM154 210V209H153ZM172 210H173V206H172ZM244 210V209H243ZM243 210H241L242 212H244ZM11 211V210H10ZM15 211V210H14ZM42 211V210H41ZM40 211V212H41ZM60 211V210H59ZM99 211V210H98ZM104 211V210H103ZM110 211V210H109ZM128 211V210H127ZM163 211V210H162ZM221 212H223L222 210H220ZM226 211V210H225ZM230 211V210H229ZM234 211V210H233ZM233 211H230L229 214ZM240 211V210H239ZM251 211V210H250ZM260 211V210H259ZM3 212V211H2ZM12 212V211H11ZM83 212V211H82ZM96 212V210H95ZM121 212V211H120ZM123 212V210H122ZM144 212V211H143ZM149 211H147L148 213ZM247 212V211H246ZM258 212V211H257ZM18 213V212H17ZM20 213H23V212H20ZM29 213V212H28ZM46 213V212H44ZM43 213V214H44ZM75 213V212H74ZM77 213V212H76ZM89 213V212H88ZM94 213V211L92 212ZM101 213V212H100ZM151 213V212H150ZM172 213V211L170 212ZM241 213V212H240ZM239 213V214H240ZM1 214V213H0ZM12 214V213H11ZM15 214V213H13ZM65 214V213H64ZM113 214V212H112ZM154 214V213H153ZM158 214V213H157ZM166 214V213H165ZM173 214V213H172ZM210 214V213H209ZM226 214V213H225ZM234 214V213H233ZM238 214V213H237ZM252 214V213H251ZM21 215V214H20ZM19 215V216H20ZM40 215V213H39ZM101 215V214H100ZM110 215V214H109ZM137 215V214H136ZM167 215V214H166ZM170 215V214H169ZM183 215V214H182ZM185 215V214H184ZM200 215V213H199ZM211 215V214H210ZM218 215V214H217ZM222 215V214H221ZM220 215V216H221ZM227 215V214H226ZM225 215V216H226ZM241 215V214H240ZM244 215V214H243ZM263 215V214H262ZM7 216V214H6ZM10 218L12 219L13 217H11V215H9ZM24 216V215H22ZM33 216V215H32ZM49 216V215H48ZM92 216V215H91ZM105 216V215H104ZM103 216V217H104ZM113 216V215H112ZM165 216V215H164ZM175 216V215H174ZM173 216V217H174ZM204 216V215H203ZM234 216V215H233ZM237 216V215H236ZM249 216V214H248ZM2 217V216H1ZM5 217V216H4ZM16 218H18V216H14ZM27 217V216H26ZM37 217V216H36ZM43 217V216H42ZM117 217V215H116ZM166 217V216H165ZM172 217V218H173ZM205 217V216H204ZM211 217V216H210ZM21 219V217H19ZM18 218V219H19ZM28 218V217H27ZM102 218V217H101ZM121 218V217H120ZM157 218V217H156ZM161 219V217H158ZM186 218V217H185ZM232 218V217H231ZM234 218V217H233ZM19 219V220H20ZM39 219V218H37ZM48 219V218H47ZM46 219V220H47ZM55 219V218H54ZM65 219V218H64ZM70 219V218H69ZM96 219V218H95ZM119 219V218H118ZM129 219V218H128ZM151 219V218H150ZM215 219V218H214ZM213 219V220H214ZM219 219V218H218ZM5 220V219H4ZM8 220V219H6ZM5 220V221H6ZM14 222H15V218H13ZM17 220L15 222L16 224V227L17 229H20L21 228V225L23 224V222L20 220ZM23 220V218H22ZM122 220V219H121ZM120 220V221H121ZM158 220V219H157ZM201 220V219H200ZM212 220V221H213ZM217 220V219H216ZM239 220V219H238ZM33 221V220H31ZM30 221V222H31ZM44 221V220H42ZM49 221V220H48ZM55 221V220H54ZM110 221V220H109ZM150 221V220H149ZM231 221V219H230ZM13 223V221H11ZM26 222V221H24ZM35 222V221H34ZM56 222V221H55ZM58 222V221H57ZM82 222V221H81ZM93 222V221H92ZM123 222V221H122ZM121 222V223H122ZM125 222V221H124ZM143 222V221H142ZM152 222V221H151ZM150 222V223H151ZM160 222V221H159ZM8 225V229H10L12 226L11 224ZM85 223V222H84ZM116 223V222H114ZM162 223V222H161ZM214 223V222H213ZM6 224V223H5ZM8 224V222H7ZM26 224V223H25ZM29 224V223H28ZM33 224V223H32ZM37 224V223H36ZM44 224V222H43ZM47 224V223H46ZM77 224V223H76ZM83 224V223H82ZM81 224V225H82ZM90 224V223H89ZM135 224V223H134ZM138 224V223H137ZM224 224V223H223ZM84 225V224H83ZM106 225V224H105ZM104 225V226H105ZM108 225V224H107ZM114 225V224H112ZM140 225V224H139ZM161 225V224H160ZM174 225V223L172 224ZM176 225V224H175ZM206 225V224H205ZM229 225V224H228ZM7 226V225H5ZM37 226V225H35ZM40 226V225H39ZM45 226V225H43ZM63 226V225H62ZM65 226V225H64ZM63 226V227H64ZM96 226V225H95ZM94 226V227H95ZM111 226V225H110ZM124 226V225H123ZM155 226V225H154ZM153 224L151 227H154ZM169 226V225H168ZM181 226V225H180ZM179 226V228H180ZM200 226V225H199ZM220 226V224H219ZM252 226V224H251ZM260 226V225H259ZM1 229H2V226H0ZM47 227V226H46ZM68 227V226H67ZM86 227V226H85ZM107 227V226H106ZM117 227V225H116ZM158 227V226H156ZM155 227V228H156ZM160 227V226H159ZM166 227V226H165ZM173 228V226H171ZM177 228V226H175ZM40 228V227H39ZM65 228V227H64ZM72 228V226H71ZM82 228V227H81ZM140 228V227H139ZM154 228V229H155ZM16 229V230H17ZM28 229V228H27ZM30 229V228H29ZM51 229V228H50ZM63 229V228H62ZM73 229V228H72ZM93 229V228H92ZM109 228H107L106 231H108ZM136 229V228H135ZM147 229V228H145ZM153 229V228H152ZM158 230V232H160V229L156 228ZM162 229V228H161ZM165 229V228H164ZM163 229V230H164ZM183 229V228H182ZM187 229V228H186ZM204 229V227H203ZM206 229V228H205ZM43 230V229H42ZM40 230V231H42ZM47 230V228H46ZM44 230V232L46 231ZM60 230V229H59ZM66 230V229H65ZM71 230V229H70ZM121 230V228H120ZM180 229H178V232H179ZM188 233L191 231L190 229H188ZM194 230V229H193ZM199 230V229H198ZM246 230V229H245ZM3 231V230H2ZM11 232H9V230H7V232L9 233H12L13 234V230L11 229L10 230ZM19 231V230H18ZM28 231V230H27ZM32 231V229H31ZM34 231V230H33ZM32 231V232H33ZM36 231V230H35ZM52 231V230H51ZM49 231V232H51ZM55 231V230H54ZM57 231V230H56ZM81 231V230H80ZM95 231V230H94ZM112 231V230H111ZM114 231V230H113ZM142 231V230H141ZM187 231V230H186ZM260 231V230H259ZM1 232V231H0ZM20 234H21V230L19 231ZM25 232V231H24ZM53 232V231H52ZM76 232V231H75ZM82 232V231H81ZM93 232V231H92ZM129 232V231H128ZM137 232V231H135ZM145 232V231H144ZM153 232V231H152ZM156 232V231H155ZM174 232V231H172ZM183 232V231H182ZM204 232V231H203ZM38 233V232H37ZM36 233V234H37ZM55 233V232H54ZM105 233V232H104ZM117 233V232H116ZM138 233V232H137ZM151 233V232H150ZM149 233V234H150ZM187 233V234H188ZM195 233V232H194ZM15 234V233H14ZM19 234V233H18ZM26 234V233H25ZM33 234V233H31ZM57 234V233H56ZM55 234V235H56ZM86 234V233H85ZM98 234V233H97ZM148 234V235H149ZM154 234V233H153ZM163 234V233H162ZM178 234V233H177ZM84 235V234H83ZM117 235V234H116ZM129 235V234H127ZM134 235V234H133ZM142 235V234H141ZM152 235V234H151ZM195 235V234H194ZM206 235V234H205ZM29 236V235H28ZM144 236V235H143ZM150 236V235H149ZM166 236V235H165ZM17 238V236H15ZM55 237V236H54ZM86 237V236H85ZM104 237V236H103ZM112 237V236H111ZM116 237V236H115ZM137 237V235H135V238ZM140 237V236H139ZM153 237V236H152ZM156 237H158L156 235ZM41 238V237H40ZM48 238V237H47ZM134 238V239H135ZM147 237H145L146 239ZM184 238V237H183ZM192 238V237H191ZM258 238V237H257ZM42 239V238H41ZM105 239V238H104ZM133 239V240H134ZM144 239V240H145ZM157 239V238H156ZM17 240V239H16ZM15 240V241H16ZM125 240V239H124ZM153 240H154V237H153ZM48 241V240H47ZM143 241V240H142ZM147 241V240H146ZM145 241V242H146ZM149 241V240H148ZM155 241V240H154ZM162 241V240H161ZM24 242V241H23ZM27 242H29L27 240ZM35 242V241H34ZM40 242V241H39ZM51 242V241H50ZM55 242V241H54ZM86 242V241H85ZM105 242V241H104ZM115 242V241H114ZM119 242V241H118ZM153 242V241H152ZM151 242V243H152ZM157 242V241H156ZM160 242V241H159ZM195 242V241H194ZM201 242V241H200ZM216 242V241H215ZM257 242V241H256ZM11 243V242H10ZM13 243V242H12ZM20 243V242H19ZM18 243V244H19ZM128 243V242H127ZM147 243V242H146ZM161 243V242H160ZM33 244V243H32ZM43 244V243H42ZM112 244V243H111ZM118 244V243H117ZM137 244V243H136ZM149 244V243H148ZM154 244V243H153ZM159 244V243H158ZM213 244V243H212ZM46 245V244H45ZM102 245L104 246V243H102ZM152 245V244H150ZM160 245V244H159ZM255 245V244H254ZM258 245V244H257ZM16 246V245H15ZM86 246V245H85ZM84 246V247H85ZM90 246V245H89ZM88 246V247H89ZM126 246V245H125ZM138 246V244H137ZM157 246V245H156ZM172 246V245H171ZM170 246V247H171ZM17 247V246H16ZM49 247V246H48ZM58 247V246H57ZM79 247V246H78ZM87 247V248H88ZM106 247V246H105ZM39 248V247H38ZM118 248V247H117ZM127 248V247H126ZM135 248V247H134ZM144 248V247H142ZM13 249V247H12ZM20 249V248H19ZM33 249V248H31ZM30 249V250H31ZM111 249V248H109ZM123 249V248H122ZM121 249V250H122ZM128 249V248H127ZM162 249V248H161ZM216 249V248H215ZM255 249V248H254ZM49 250V249H48ZM108 250V249H107ZM10 251V250H9ZM84 251V250H83ZM104 251V250H102ZM131 252V250H129ZM171 251V250H170ZM209 251V250H208ZM262 251V250H261ZM260 251V252H261ZM30 252V251H29ZM80 252V251H79ZM115 252V251H113ZM112 252V253H113ZM120 252V251H119ZM20 253V252H19ZM106 253V252H105ZM137 253V252H136ZM139 253V252H138ZM210 253V252H209ZM90 254V253H89ZM95 254V253H94ZM114 254V253H113ZM116 254V252H115ZM128 254V253H127ZM133 254V253H132ZM135 254V253H134ZM133 254V255H134ZM92 255V254H91ZM96 255V254H95ZM117 255V254H116ZM130 255V254H129ZM141 255V253H140ZM132 256V255H131ZM90 257V256H89ZM93 257V256H91ZM110 257V256H109ZM114 257V256H113ZM144 257V256H143ZM23 258V256H22ZM21 258V259H22ZM96 258V257H95ZM111 258V257H110ZM118 258V257H117ZM249 258V257H248ZM113 259V258H112ZM115 259V258H114ZM129 259V257H128ZM137 259V258H136ZM141 259V258H140ZM226 259V258H225ZM224 259V261H225ZM232 259V258H231ZM91 259H89L90 261ZM118 260V259H117ZM138 260V259H137ZM209 260V259H208ZM233 260V259H232ZM256 260V259H255ZM10 261V260H9ZM88 261V262H89ZM114 261V260H113ZM227 261V260H226ZM235 261V260H234ZM112 262V261H111ZM115 262V261H114ZM130 262V260H129ZM134 262V261H133ZM245 262V261H244ZM249 262V261H248ZM256 262V261H254ZM118 263V262H117ZM135 263V262H134ZM210 263V262H209ZM229 263V262H228ZM247 263V262H246ZM132 264V263H131ZM224 264V262H223Z\"/></svg>",
	"mask_w": 264,
	"mask_h": 264
}]
</instances>
